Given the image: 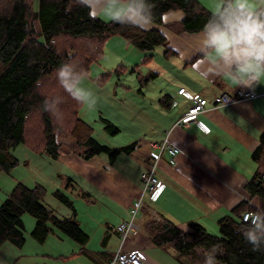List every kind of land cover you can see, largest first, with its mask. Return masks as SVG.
Masks as SVG:
<instances>
[{
  "label": "crops",
  "instance_id": "obj_1",
  "mask_svg": "<svg viewBox=\"0 0 264 264\" xmlns=\"http://www.w3.org/2000/svg\"><path fill=\"white\" fill-rule=\"evenodd\" d=\"M197 1L212 13L218 2ZM182 16L181 11H167L162 20L168 23ZM155 27L167 38L166 47L156 46L146 58L123 39L120 45L109 46L104 54L107 67L112 63L122 66L117 73L122 77L111 78L113 70H108L104 80L86 83L87 89L97 91L100 105L113 117L105 116L100 107L83 109V115L78 113L88 124L99 123L107 146L128 151L120 152L114 160L105 154L83 159L74 151V139L66 135L60 139L59 135V156L50 158L43 153L52 189L64 188L62 192L72 201L74 216L88 241L80 247L54 228L43 242H37L31 236L35 219L25 213V241L21 247L2 244L0 264H108L121 246L117 225L129 219L131 205L139 196L143 206L135 217L138 232L126 239L123 250L142 251L143 264H183L170 249L151 242L144 229L145 212L170 221L184 232L195 223L207 233L219 235L221 218L232 215L243 201L257 202L244 186L258 170L251 154L264 129V85L250 89L256 93L252 99L213 107L216 96L233 95L247 88L236 87L217 74L200 50L201 32L177 33L154 24L150 28ZM118 37L122 38L108 40L115 42ZM180 87L208 100L207 107L196 117L202 126L196 122L175 125L189 106V101L177 93ZM107 124L116 131L109 133ZM167 134L181 152L174 164L168 163L162 153L155 176L164 188L152 201L147 194L141 195V173L148 168L149 154L156 151L152 143L161 142ZM53 200L49 203L58 217L72 216L68 207Z\"/></svg>",
  "mask_w": 264,
  "mask_h": 264
},
{
  "label": "trees",
  "instance_id": "obj_2",
  "mask_svg": "<svg viewBox=\"0 0 264 264\" xmlns=\"http://www.w3.org/2000/svg\"><path fill=\"white\" fill-rule=\"evenodd\" d=\"M0 0V172L8 173L18 164L13 150L20 144L31 147L50 158L59 156L58 136L74 139V151L83 159L105 154L114 160L128 148H111L100 143L91 126L79 116L82 106L58 84L57 68L66 62L83 67L88 75L91 65L103 54V44L115 36L122 37L148 58L156 46H167V38L158 28L147 31L92 18L89 8L78 0ZM156 26L177 33L201 32L212 12L197 0H151ZM181 11L179 20L163 23L167 11ZM167 54L171 51L167 49ZM149 54V55H148ZM62 98L60 112L53 116L41 110L45 99ZM109 133L116 131L107 124ZM60 133V134H59ZM258 170L244 186L256 203L243 201L232 215L219 220V235L207 233L191 223L184 232L170 221L156 219L145 212L144 229L151 242L160 248L172 249L183 264H203L204 253L218 246L217 264H264V251H253L243 237L249 221L241 219L244 210L264 209V129L251 154ZM46 189L41 184L27 187L17 183L0 204V246L6 242L21 247L25 241L22 215L35 219L31 236L43 242L53 231L83 247L88 235L79 227L72 201L61 189L52 192L54 198L68 207L72 216L58 217L43 203Z\"/></svg>",
  "mask_w": 264,
  "mask_h": 264
},
{
  "label": "clouds",
  "instance_id": "obj_3",
  "mask_svg": "<svg viewBox=\"0 0 264 264\" xmlns=\"http://www.w3.org/2000/svg\"><path fill=\"white\" fill-rule=\"evenodd\" d=\"M89 8L92 18L102 17L113 23L147 31L154 21L151 0H78ZM200 50L217 74L236 87L254 89L264 85V0H218L216 8L198 37ZM88 73L72 62L56 70L58 84L78 104L95 108L97 97L83 86ZM62 98L45 99L41 110L55 116ZM243 237L253 251H264V209L249 211ZM218 246L204 253L203 264H217Z\"/></svg>",
  "mask_w": 264,
  "mask_h": 264
},
{
  "label": "built area",
  "instance_id": "obj_4",
  "mask_svg": "<svg viewBox=\"0 0 264 264\" xmlns=\"http://www.w3.org/2000/svg\"><path fill=\"white\" fill-rule=\"evenodd\" d=\"M177 93L181 94L189 101V106L186 112L177 119L175 122L176 126H188L191 122H196L199 126H202L199 121L196 120L197 115L202 112L208 104V100L205 97H202L198 94H190L184 87L177 89ZM256 93L250 89H238L233 95L221 94L216 96L212 101V106L217 108L219 105H226L231 102H236L240 100H248L254 98ZM207 131V129H205ZM152 146L155 148V152L149 154L150 159H148V168H146L141 173V179L143 181L144 187L141 195H148V198L152 201H155L157 197L162 192L164 185L158 178L155 176V168L158 160L160 159L162 153L166 154L168 163L174 164L175 157L181 152L180 149L173 144L169 138L168 134L163 138L161 142L152 143ZM143 206L142 196H139L137 200L131 205L129 211L130 216L127 221H123L117 225V231L120 239V247L116 252L112 254L111 259L108 264H143L144 254L140 250H131L125 251L122 248L123 243L126 239L135 235L138 232V227L135 223V217L138 210ZM249 211L256 210H244L241 213L242 221L248 222L245 220V217Z\"/></svg>",
  "mask_w": 264,
  "mask_h": 264
},
{
  "label": "rangeland",
  "instance_id": "obj_5",
  "mask_svg": "<svg viewBox=\"0 0 264 264\" xmlns=\"http://www.w3.org/2000/svg\"><path fill=\"white\" fill-rule=\"evenodd\" d=\"M215 1H218V0H215ZM36 6H37V2H36V0H33V7L35 9H36ZM104 19H106V18H104ZM106 20H108V19H106ZM122 40H123V38L118 37L115 39V42L107 40L103 44V54L101 55V57H99V59L96 63L91 65V71H90L89 75L87 76V78L83 82L84 87H86L87 82H94L97 84L98 83L97 80H102V79L104 80L106 78L105 75L109 74L108 70H113L112 73L114 75L110 76L111 78L116 79V78L122 77V74L117 75L118 72H121L122 66H118L117 65L118 63H116V64L112 63L111 65H109L107 67L108 61L106 60V58H104V54H106V51L109 48V46L114 48L116 45H120V41H122ZM97 74H99V75H97ZM91 91L94 92L96 94V97H97V91H94V90H91ZM99 100H100V96L97 97L98 102H97L96 107L97 108L100 107L101 110L104 111L105 116L112 118L113 115L106 112L104 107H102L100 105ZM87 108L88 107L86 105H82L79 109V111H80L79 115H83V113L85 112V110H84V112H82L83 109H87ZM89 125L92 128L93 136L100 143L104 144L105 143V139H104L105 135L102 131H99L102 129L101 126H99V123L98 122H95V123L92 122ZM63 136L64 135L62 133V135H60L59 138L61 139V137H63ZM12 153L17 158L18 164L15 168H13L8 173L0 172V204L2 203V201L6 198V196L10 193V191L14 188V186L17 183H22V184L26 185L27 187H33V186L41 183V185L44 184L42 186H44L46 189V193H45L46 196L43 199V203L47 207L51 208L49 200L51 201V199L52 200L55 199L52 196V191L54 189H52L53 183L48 176V174L50 172L49 167L45 164V161L47 159L44 157L43 153L39 154L38 152L33 150L31 147H29L28 145H25V144H20L17 147H15V149L13 150ZM263 172H264V170H263ZM63 189H62V191H64ZM53 201H56V200H53ZM26 215H29V214L26 213ZM63 216H65V215H63ZM29 217H31V216L29 215ZM26 235H27V233H26V229L24 227V236L26 237ZM6 244H9V243L7 242ZM170 250L174 254L173 250L172 249H170Z\"/></svg>",
  "mask_w": 264,
  "mask_h": 264
},
{
  "label": "water",
  "instance_id": "obj_6",
  "mask_svg": "<svg viewBox=\"0 0 264 264\" xmlns=\"http://www.w3.org/2000/svg\"><path fill=\"white\" fill-rule=\"evenodd\" d=\"M263 174H264V172H263Z\"/></svg>",
  "mask_w": 264,
  "mask_h": 264
}]
</instances>
